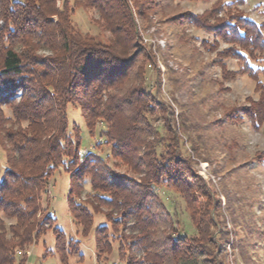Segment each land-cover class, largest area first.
Listing matches in <instances>:
<instances>
[{
    "label": "trees",
    "instance_id": "16d2710c",
    "mask_svg": "<svg viewBox=\"0 0 264 264\" xmlns=\"http://www.w3.org/2000/svg\"><path fill=\"white\" fill-rule=\"evenodd\" d=\"M237 1L242 0H215L210 10L180 13L171 22L210 32L216 39L214 44L222 39L234 45L223 56H236L243 64L235 74L246 73L257 81L260 99L248 108V116L253 127L259 129L264 122V84L259 75L264 69L252 63L264 56V22L250 19L235 6ZM146 3H137L141 19L151 8ZM78 6L98 10L102 21L111 23L108 43L82 35L71 24L70 15ZM0 10V147L4 151V165L0 157V264H15L17 260L25 264L27 255L22 253L46 233V223L55 220L49 213L43 216L47 208L43 207L42 196L60 167L70 176L68 207L83 233L93 229L95 212L104 215L105 223L95 229L97 252H112L109 238L120 233L132 241L129 250L134 245L144 250L150 264H225L220 257L222 249L212 246L218 244L212 229L229 235L217 220L222 213L221 202L216 203L214 195L206 190L209 204L199 206L186 184L195 174L190 159L182 156L184 142L167 120L164 123L171 136L165 144L159 143L160 128H153L145 117L155 111L150 103L156 101L155 92H146V70L134 72L139 73L143 86L132 90L133 97L124 103L119 104L111 93L112 87L129 77L136 66L135 57L127 52L139 37L128 0H60V6L57 0H0ZM121 39L123 50L118 47ZM196 39L211 49L208 39ZM45 48L53 55L40 54ZM118 75L123 78L116 79ZM72 101L80 103L91 137H95L99 123L104 126V143L112 142L111 154L141 174L140 183L115 174L94 152L82 154L81 127H70L66 112ZM140 101L144 105L133 106ZM123 105L133 106L134 111L129 114ZM162 109L167 110L164 105ZM126 112L129 121L117 131L118 121ZM135 140H142L151 149L144 161L135 156ZM138 163L145 168L139 170ZM87 179L91 192L84 203L81 195ZM164 184L185 199L188 209L175 206L173 216L180 218V213L186 212L195 234L178 238L169 235L164 242L153 238L156 231L150 223L153 218L146 214L148 202L159 201L157 190ZM198 215L201 221L195 223ZM125 227L132 233L126 235ZM53 230L58 251L65 244L64 232L59 227Z\"/></svg>",
    "mask_w": 264,
    "mask_h": 264
},
{
    "label": "rangeland",
    "instance_id": "374dc122",
    "mask_svg": "<svg viewBox=\"0 0 264 264\" xmlns=\"http://www.w3.org/2000/svg\"><path fill=\"white\" fill-rule=\"evenodd\" d=\"M214 1L153 0L146 3L145 0H128L139 37L134 45L127 47V52L128 56L133 54L135 57L136 66L129 77L112 87L111 93L115 94L119 104L124 103L133 97L132 90L134 92L137 87L143 86L138 79L139 73L134 75V72L139 68L146 70V92H155L156 101L150 103L155 111L146 113L145 117L153 128H160L162 138L159 143L165 144L171 136L164 123L167 120L184 142L182 156L190 159L195 174L187 179L186 184L191 187L199 206L209 204L206 190L214 195L216 203L221 202L222 213L217 220L222 229L226 226L229 235L212 229L218 243L212 245L213 248L222 249L220 257L224 258L225 264H264V122L256 129L248 116V108L260 99L257 81L246 73L235 74L243 64L236 56L229 53L223 56L234 47L233 44L222 39L214 44L216 39L210 32L193 25L184 28L171 22L180 13L202 14L212 8ZM141 2L151 5L145 19H141L136 8ZM57 5L60 6V0H57ZM235 6L250 19L264 22V0L237 1ZM1 16L0 10V28L3 24ZM101 18L98 10L82 6L76 7L70 15L71 24L82 35L108 43L112 38L109 31L111 23ZM54 19H57L56 16ZM197 37L208 39L211 49L202 46ZM119 45L121 50L125 49L123 39ZM39 52L43 56L53 55L48 48ZM147 58L152 60L151 63ZM252 65L264 69V56ZM224 72L230 73L231 78ZM120 76L116 79L123 78ZM259 80L264 84V70ZM142 105L144 103L140 101L133 106ZM162 105L166 111H163ZM133 106L123 105L129 114L134 111ZM66 112L70 127L74 124L81 127L83 155L94 152L115 174L140 183L141 174L111 154L113 143H104L102 124H98L95 137H91L81 116L80 103L69 102ZM127 112L118 121L117 131L129 121ZM132 145L136 148L137 159H143L151 152L142 140H135ZM165 146L162 148L165 149ZM3 154L0 147L4 165ZM138 165L139 170L145 168V164ZM69 177L60 167L50 178L48 192L42 196L43 207L47 208L43 216L49 213L55 220L46 223V233L22 253L27 255L25 264H150L144 250L138 249L137 245L129 250L132 241L120 233L111 234L109 238L112 252H97L95 229L105 223L104 215L95 212L93 229L88 234L83 233L69 211ZM89 179L84 183L81 195L84 203L91 192ZM157 194L159 201L148 202L149 213H146L153 218L150 221L156 231L153 238L164 242L169 235L178 238L185 233L195 234L193 222L186 212L180 213V218L173 216L175 206L179 210L187 208L181 194L169 191L165 184L157 190ZM196 218L195 223L201 221L199 215ZM55 227L64 232L65 239V244L60 245L58 251L55 248ZM124 232L126 235L132 233L126 227Z\"/></svg>",
    "mask_w": 264,
    "mask_h": 264
}]
</instances>
